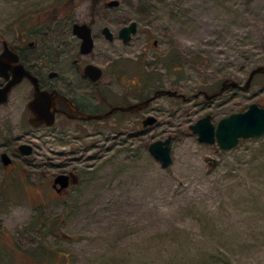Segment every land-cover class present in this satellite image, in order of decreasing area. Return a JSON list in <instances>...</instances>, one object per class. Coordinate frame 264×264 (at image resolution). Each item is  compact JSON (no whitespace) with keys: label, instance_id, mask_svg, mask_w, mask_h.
Listing matches in <instances>:
<instances>
[{"label":"rangeland","instance_id":"rangeland-1","mask_svg":"<svg viewBox=\"0 0 264 264\" xmlns=\"http://www.w3.org/2000/svg\"><path fill=\"white\" fill-rule=\"evenodd\" d=\"M106 1L0 0V49L3 39L33 40L35 51L69 69L79 56L71 24L84 21L94 37L84 58L103 68L107 103L159 87L185 97L157 96L122 120L70 128L65 140L40 131L39 155L25 162L23 204L0 208L13 238L0 242V264H264V134L222 149L189 128L207 112L215 122L264 104V73L246 90L201 93L225 77L243 83L264 64V0ZM131 20L137 30L124 42L118 30ZM149 114L156 121L143 126ZM169 134L172 162L164 167L148 144ZM61 168L79 180L54 195L50 174Z\"/></svg>","mask_w":264,"mask_h":264},{"label":"flooded vegetation","instance_id":"flooded-vegetation-1","mask_svg":"<svg viewBox=\"0 0 264 264\" xmlns=\"http://www.w3.org/2000/svg\"><path fill=\"white\" fill-rule=\"evenodd\" d=\"M8 46L17 53L18 57L15 60L5 59L4 66H0V70H3L0 72V87L9 82L14 70L20 69L26 73L10 86L7 99L0 102V208L2 209L8 201H14L17 205L24 202L25 162L30 156L39 155L40 146L43 144L40 131L50 130L55 134L53 136L55 139L65 140L69 134L67 130L70 128L83 131L85 127L94 125L106 117L117 114L116 117L122 120L126 115L136 113L145 107H134L129 110L116 108L105 117H84V114H99L113 106L127 105L139 100L107 103L102 80L103 68L96 62L85 59L84 55L88 53L79 51V56L72 57V63L69 69H66L61 65L62 60L59 59V63L50 51L44 56L35 51L33 40L24 45V39H20L17 42H8ZM90 62L102 68V74L97 79L84 71L85 65ZM34 77L37 79L39 89L47 91L49 95L37 99L30 105L35 97ZM106 104L109 106L106 107ZM22 143L30 145V153L22 151L20 148ZM57 173L68 174L69 183L66 187L58 189L60 184L54 181ZM50 175L48 185L54 195H61L79 180V174L70 168H61ZM1 221L3 220H0V242L13 241L9 232L2 227ZM15 249L18 253L21 252L17 243Z\"/></svg>","mask_w":264,"mask_h":264},{"label":"water","instance_id":"water-1","mask_svg":"<svg viewBox=\"0 0 264 264\" xmlns=\"http://www.w3.org/2000/svg\"><path fill=\"white\" fill-rule=\"evenodd\" d=\"M107 6H116L119 4V0H107L105 2ZM137 30V21L131 20L129 23L124 24L118 30L119 37L127 42L131 39L132 34ZM71 31L75 34L79 42V51L81 53H89L94 47V37L92 35V28L87 22L74 21L71 26ZM102 33L108 40L114 38V34L109 26L104 25L101 28ZM3 48L0 52V66H4L5 59L15 60L18 55L16 52L12 51L6 39L2 40ZM84 71L89 74L92 78L97 79L102 74V68L95 63H88L85 65ZM3 72V70H0ZM23 72L20 69H16L13 72V77L4 86L0 87V102L5 101L8 97V91L13 83H16L23 76ZM256 73H264V64H258L252 67L243 83L236 79L224 78L221 81L220 86L212 92L202 91L206 99L213 98L228 88L239 87L246 90L250 87L251 80ZM35 90L34 99L30 103L37 101V99L48 96L49 93L45 90L39 89L37 79L34 77ZM200 93V92H199ZM170 95V96H182L185 97L184 93L179 92L173 88L169 87H159L156 88L153 93L137 102L113 106L109 110H106L99 114H84V117H105L109 115L116 108L122 110H129L134 107L141 108L146 106L152 99L160 95ZM156 121V116L153 114L146 115L142 124L144 126L151 125ZM51 123V120L49 121ZM189 128L193 133L197 134V139L201 142L214 143L216 142L218 146L222 149H229L234 147L240 140V138H250L257 137L264 134V105L259 104L257 101H252L248 104L245 109L232 111L228 114L220 116L215 122L212 120L210 112L201 115L195 120V122L189 125ZM172 136L169 134L165 138H158L152 140L148 144V149L150 153L161 163L162 166L166 167L172 162V155L170 151V142ZM20 148L24 153H30L31 147L26 143L20 144ZM7 160H5L6 162ZM75 180V179H74ZM73 180V181H74ZM55 183L59 182L60 188H64L68 185V174L57 173L54 177Z\"/></svg>","mask_w":264,"mask_h":264},{"label":"trees","instance_id":"trees-1","mask_svg":"<svg viewBox=\"0 0 264 264\" xmlns=\"http://www.w3.org/2000/svg\"><path fill=\"white\" fill-rule=\"evenodd\" d=\"M171 57H174V56H171ZM176 60H174L175 62L178 60L177 58H175ZM178 63H179V60L177 61ZM172 64V63H171ZM170 64V65H171ZM225 78H228V77H225ZM224 79V78H223ZM221 84V83H220ZM220 84L216 87V88H214L212 91H214L215 89H217L219 86H220ZM175 89V88H174ZM175 90H177V89H175ZM178 91V90H177ZM204 91V90H203ZM211 91V92H212ZM201 92H202V90H201ZM179 98H182V97H179ZM184 99V98H183ZM240 141V140H239Z\"/></svg>","mask_w":264,"mask_h":264}]
</instances>
